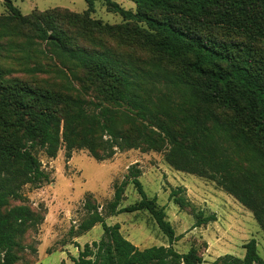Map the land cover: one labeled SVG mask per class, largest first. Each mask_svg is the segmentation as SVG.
<instances>
[{
  "label": "trees",
  "instance_id": "obj_1",
  "mask_svg": "<svg viewBox=\"0 0 264 264\" xmlns=\"http://www.w3.org/2000/svg\"><path fill=\"white\" fill-rule=\"evenodd\" d=\"M85 1L88 8L83 16L89 19L96 0ZM102 1L124 19L142 23L150 30L157 49L168 59L189 56L191 59L185 64L186 77L176 72L161 74L155 64L147 69L129 60L114 58L106 51L71 44L68 32L55 24L56 17L64 14L60 9L34 10L24 15L11 0L4 1L9 12V16L3 18V22L7 21L6 26L10 22L16 25L12 29L30 25L38 40L46 42L90 74L77 82L80 87L76 94H71L39 90L18 77L5 80L7 69L0 66V127L10 139L3 162L4 149L0 150V254L3 252L0 264H11L16 259L13 252L16 237L30 219V211L23 205L5 210L9 196L15 194L14 184L21 180L40 186L49 181L48 173L41 168L36 156L37 150L55 157L63 147L68 153L85 149L96 160L103 161L123 149L140 146L156 149L169 140L173 148L192 155L197 165H212V169L213 153H221L217 145L213 149V139L217 137L231 141L232 154L242 153L248 160L264 163V56L255 59L253 54H246L249 59H244L238 55L244 49L241 43L205 39L189 26L190 22L212 15L214 10L231 8L228 6L231 3L241 7L244 0H131L135 3L134 12L111 0ZM246 1L254 2L264 18V0ZM247 14L256 18L254 12ZM88 22L89 28L100 30L98 22ZM258 33L264 40V29ZM12 43L11 40L9 44ZM7 46L0 41V59L3 58L1 50ZM79 90L94 93L96 101L88 102L98 109L97 112L83 106L87 100ZM163 90L174 91L182 102H170L173 104L171 108L161 93ZM103 100L108 105H102ZM182 108L186 111L194 109V113L182 112ZM122 118H126L127 123L120 125L118 120L122 121ZM218 164L219 169L224 170L220 178H224L227 171H233L232 161L223 160ZM139 174L136 166L129 167L124 179L115 186L113 197L105 207V215L146 210L168 237L169 245L138 248L121 234L117 223L108 225L97 205L87 197V215L76 234L101 223L103 236L99 241L84 244L78 255L72 258L74 264L202 263L194 247L183 254L173 248L176 237L164 208L156 204L154 197H147ZM129 183L133 184L140 199L121 207L122 194ZM219 184L253 209L264 230V206L257 207L264 204V177L260 185L261 196L241 191L229 180L228 173L226 180L219 179ZM182 191L183 188L177 187L169 193V198L180 208L189 205L181 195ZM215 220V213L205 215L201 210L195 213L194 226ZM242 247V258L225 254L209 264H264L254 238L243 243Z\"/></svg>",
  "mask_w": 264,
  "mask_h": 264
},
{
  "label": "rangeland",
  "instance_id": "obj_2",
  "mask_svg": "<svg viewBox=\"0 0 264 264\" xmlns=\"http://www.w3.org/2000/svg\"><path fill=\"white\" fill-rule=\"evenodd\" d=\"M4 1L0 0V41L4 45L8 44L1 50L3 58L0 59V66L7 69L4 79L18 77L39 90L76 94L80 87L77 82L83 81L90 73L76 62L67 60L46 42L38 40L30 25L12 29L16 25L10 22L6 26L7 21L3 22V18L9 16V12ZM111 1L125 10L135 11V3L131 0ZM11 2L24 15L34 10L57 8L64 11V14L56 17L55 24L68 32L71 44L106 51L114 58H123L147 69L155 64L160 69L157 72L161 74L176 72L186 77L185 64L187 59H191L189 56L168 59L157 49L150 30L142 23L124 19L102 0L94 1L89 19L83 16L88 8L85 0ZM228 6L231 8L214 10L212 15L190 22L189 26L200 32L205 39L241 43L244 49L238 55L244 59H249L246 54H253L255 59L264 56V40L258 33V30L264 29V18L256 10V4L244 0L241 7L236 3ZM248 12L256 13V18ZM88 21L98 22L101 31L89 28L86 25ZM11 40L13 43L9 44ZM79 91L87 100L83 106L97 112L98 109L90 104L96 101L94 93L91 90ZM161 93L171 108L173 104L170 102H182L174 91L163 90ZM102 105H108V102L103 100ZM182 112L194 113V109L186 111L182 108ZM118 122L122 125L123 122L127 123V119L122 118ZM9 144L8 134L0 127V150L4 149L2 162L6 159ZM216 145L221 153H213V168L212 165L198 164L201 170L192 155L173 148L169 140H165L156 149L145 146L123 149L103 161L96 160L85 149L68 153L63 147L55 157H48L42 150H37L36 156L41 168L48 173L49 181L40 186L23 183L21 180L14 184L15 194L9 196L5 210L23 205L29 209L30 219L16 237L17 244L13 248L16 259L11 264H74L72 258L78 255L84 244L99 241L103 236L101 223L82 234H76V229L87 215V197L105 216V222L108 225L117 223L121 234L138 248L169 245L168 237L146 210L105 215V207L113 197L115 186L124 179L129 167L133 165L139 169L138 178L147 197H154L156 204L164 208L166 219L174 230L176 239L172 246L177 252L183 254L194 247L202 258L201 264H209L225 254L242 258V244L254 238L257 251L264 260V230L253 209L219 184V179L226 180L228 173L229 180L239 186L241 191L261 196L263 162L248 160L242 153L232 154L230 140L215 137L213 149ZM223 160L228 163L232 161L233 171H227L226 176L220 178L224 170L219 169L218 163ZM177 187L183 188L181 195L189 202L184 208L169 198L170 191ZM139 199V193L129 183L123 191L119 206L133 204ZM263 206L261 203L257 207ZM201 210L205 215L215 213L216 220L194 226L195 213ZM2 257L3 252L0 259Z\"/></svg>",
  "mask_w": 264,
  "mask_h": 264
}]
</instances>
